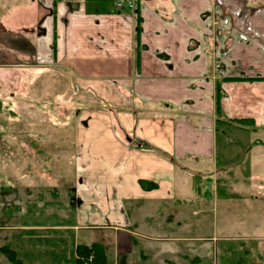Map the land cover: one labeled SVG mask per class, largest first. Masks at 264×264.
Returning <instances> with one entry per match:
<instances>
[{"label": "crops", "instance_id": "crops-1", "mask_svg": "<svg viewBox=\"0 0 264 264\" xmlns=\"http://www.w3.org/2000/svg\"><path fill=\"white\" fill-rule=\"evenodd\" d=\"M116 2L0 0V86L6 72L66 78L75 154L68 192L51 186L32 199L21 179L10 186L13 222L0 232L15 249L18 237L42 231L66 250L23 264H72L75 247L92 243L103 247L105 264H205L194 256L200 243L237 239L251 241L239 242L264 264V224L246 223L240 197L217 181L213 193L204 189L212 179L196 170L214 163L218 125L224 171L240 147L248 155L264 149L230 138L264 133V0H137L135 9ZM238 77L245 79L226 80ZM242 118L252 124L231 121ZM250 198L257 212L258 196Z\"/></svg>", "mask_w": 264, "mask_h": 264}, {"label": "rangeland", "instance_id": "rangeland-1", "mask_svg": "<svg viewBox=\"0 0 264 264\" xmlns=\"http://www.w3.org/2000/svg\"><path fill=\"white\" fill-rule=\"evenodd\" d=\"M18 56L20 57V54ZM32 74L31 76L19 74L17 78L16 74L6 72L9 78H13L9 81L6 76L3 80L5 85L0 86V200L5 204V207L1 208L4 213L0 209V224H3V226L10 225L8 220L13 222L11 216H13L14 211H11L12 208H6L11 207L8 206V203L11 202L9 197V193L12 192L9 191L10 186H16L19 179L22 180L23 187H20L22 186L20 185L18 188L23 189L25 185H31L32 187L28 189L26 194L32 195V199H38L36 191L47 194L49 193L48 188L52 189L51 186L62 194L64 188L68 192V181H71L69 179L72 177L75 154L70 149V138L74 118H71L72 115L67 116L74 110H71L73 103L69 99L67 100V97L71 95L67 79L59 77L57 73L42 74L37 72L38 76H36V72L33 71ZM62 101L66 103V121H62L64 114L58 110V106L63 104ZM82 107L84 106L82 105ZM69 110L71 111L68 112ZM14 113L15 115H13ZM222 128L221 125L217 126L218 143L214 163L198 164L196 170L202 171L204 176L212 179V182H204V189H208L213 193L217 181L219 188H224L231 196L240 197L244 206H241V203L238 206L241 210L238 216L244 218L246 223L251 218L252 222L260 227L261 224H264V211L261 210V205H264V157L259 152H263L264 149L250 151L249 156L247 147H240L233 158L234 161L227 164L226 170H229V172L224 171L222 159L220 158L222 154L220 146ZM62 129H66V134L62 135L60 133ZM62 136L65 137L64 142L66 145L59 140ZM227 136L230 137V134ZM233 136L238 137L242 143L255 141L262 142L264 146V133L235 134L230 137L231 140L235 139ZM25 140H30L28 148H26L28 144ZM39 140L41 143L43 142L40 146L36 142H39ZM231 140L227 139L226 141ZM20 141L24 144H21ZM253 161L257 163V166L251 172V177H248ZM63 177L67 179L66 186L63 185ZM29 179H32V182L31 180L28 181ZM45 179H48V181H45ZM225 179L228 180L226 187L223 186ZM26 181L28 182L26 183ZM48 183L53 185H46ZM254 195L258 196L259 209L257 212L253 208L249 209L254 201L250 197H254ZM66 198L70 200L69 196H66ZM240 199L237 198L238 203ZM218 210L224 213L222 206H219ZM40 213L38 210L33 219H39ZM215 217H217L218 224H222V221H219L220 215L216 214ZM23 218L31 217L24 214ZM227 221L231 220L227 219ZM219 230L214 234H220ZM209 232L211 234V230ZM17 240V246L21 249L13 248L10 236L0 232V246L8 245L16 252L18 259H22L23 262L32 261V259L46 260L65 256L66 250L56 246V238L51 237V235L45 236L42 231L34 232V237L31 234L27 238L20 236ZM235 241L200 243L201 246L196 249L195 252L197 253L194 256H198L205 264H263L258 261L255 253H251L249 246L242 244L244 242L251 243V241L248 239H237ZM207 246L208 250L206 249ZM241 247L247 249L248 252L240 251ZM0 264H10L7 257L1 252Z\"/></svg>", "mask_w": 264, "mask_h": 264}, {"label": "trees", "instance_id": "trees-1", "mask_svg": "<svg viewBox=\"0 0 264 264\" xmlns=\"http://www.w3.org/2000/svg\"><path fill=\"white\" fill-rule=\"evenodd\" d=\"M245 78H229L226 80L238 81L244 80ZM218 82L215 85V112H219V100L220 94L218 91ZM252 119L242 118V119H231L232 122L241 125H251ZM231 121H227L231 124ZM195 177V176H194ZM196 178V177H195ZM0 252L3 253L10 264H23L20 259H18L16 252L9 248L8 245L0 246ZM75 263L72 264H81L83 262H88L89 264H105V253L103 247L99 243H92L90 245H77L75 247ZM261 264V263H257Z\"/></svg>", "mask_w": 264, "mask_h": 264}, {"label": "built area", "instance_id": "built-area-1", "mask_svg": "<svg viewBox=\"0 0 264 264\" xmlns=\"http://www.w3.org/2000/svg\"><path fill=\"white\" fill-rule=\"evenodd\" d=\"M136 2H137V0H117L116 7H118V8L127 7L129 9H135L136 8ZM81 264H89V263L83 262Z\"/></svg>", "mask_w": 264, "mask_h": 264}]
</instances>
